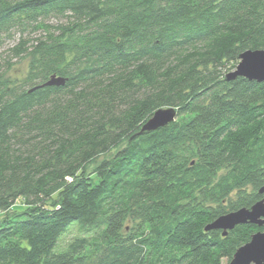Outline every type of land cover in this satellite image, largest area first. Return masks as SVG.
Returning <instances> with one entry per match:
<instances>
[{
	"label": "trees",
	"instance_id": "obj_1",
	"mask_svg": "<svg viewBox=\"0 0 264 264\" xmlns=\"http://www.w3.org/2000/svg\"><path fill=\"white\" fill-rule=\"evenodd\" d=\"M29 29L27 76L0 74V264H230L264 231H206L264 198V82L226 80L264 0H0V39Z\"/></svg>",
	"mask_w": 264,
	"mask_h": 264
},
{
	"label": "water",
	"instance_id": "obj_2",
	"mask_svg": "<svg viewBox=\"0 0 264 264\" xmlns=\"http://www.w3.org/2000/svg\"><path fill=\"white\" fill-rule=\"evenodd\" d=\"M239 77L252 82H264V50H249L240 56V63L235 71L228 74L227 81H233ZM66 79L53 76L45 86H64ZM40 88V87H38ZM178 112L174 108L160 109L144 125L143 132H152L164 128L177 119ZM264 193V188L261 190ZM253 224L264 226V199L257 202L250 209H241L227 215H223L206 227V231L221 230L224 236L239 225ZM230 264H264V231L252 236L249 243L242 246L235 253Z\"/></svg>",
	"mask_w": 264,
	"mask_h": 264
},
{
	"label": "rangeland",
	"instance_id": "obj_3",
	"mask_svg": "<svg viewBox=\"0 0 264 264\" xmlns=\"http://www.w3.org/2000/svg\"><path fill=\"white\" fill-rule=\"evenodd\" d=\"M48 23L56 24L57 21L55 19H51ZM39 35L40 32L32 33L31 29H29L28 32H24V35L21 30H17L0 39V74L5 75L6 78L19 79L20 81H23L29 72L30 59L24 54H21V57L14 56L12 54V49L20 42L21 37H30V39H33V37H38ZM28 46L31 47V44L29 43ZM230 72H232V70L228 73ZM22 209L23 202L19 201L14 210L21 211ZM3 216H5V214L0 212V218ZM127 225L130 226L129 223ZM77 234L78 230L75 228L65 234V236L60 240L58 250H64L67 244L72 241ZM224 264H227V260H224Z\"/></svg>",
	"mask_w": 264,
	"mask_h": 264
},
{
	"label": "bare ground",
	"instance_id": "obj_4",
	"mask_svg": "<svg viewBox=\"0 0 264 264\" xmlns=\"http://www.w3.org/2000/svg\"><path fill=\"white\" fill-rule=\"evenodd\" d=\"M176 120H177V119H176ZM176 120H175V121H176ZM263 199H264V198H263Z\"/></svg>",
	"mask_w": 264,
	"mask_h": 264
}]
</instances>
